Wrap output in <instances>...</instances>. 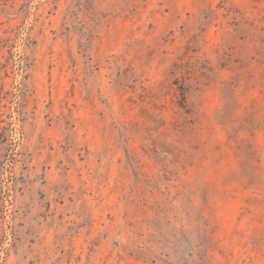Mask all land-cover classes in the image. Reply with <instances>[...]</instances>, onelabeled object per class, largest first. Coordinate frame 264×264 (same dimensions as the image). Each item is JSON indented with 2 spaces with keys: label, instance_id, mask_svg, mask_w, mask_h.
I'll use <instances>...</instances> for the list:
<instances>
[{
  "label": "rangeland",
  "instance_id": "1",
  "mask_svg": "<svg viewBox=\"0 0 264 264\" xmlns=\"http://www.w3.org/2000/svg\"><path fill=\"white\" fill-rule=\"evenodd\" d=\"M0 264H264V0H0Z\"/></svg>",
  "mask_w": 264,
  "mask_h": 264
}]
</instances>
